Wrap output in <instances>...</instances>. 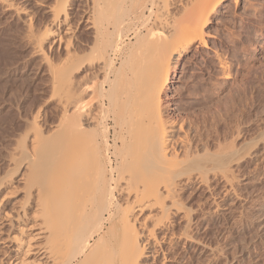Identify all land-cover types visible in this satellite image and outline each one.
<instances>
[{
	"label": "bare ground",
	"instance_id": "1",
	"mask_svg": "<svg viewBox=\"0 0 264 264\" xmlns=\"http://www.w3.org/2000/svg\"><path fill=\"white\" fill-rule=\"evenodd\" d=\"M243 1L0 0L49 78L48 96L30 111L20 103L6 132L0 264H139L171 216L191 215L180 195L185 137L163 96L224 4V24L261 15L264 0Z\"/></svg>",
	"mask_w": 264,
	"mask_h": 264
},
{
	"label": "rangeland",
	"instance_id": "2",
	"mask_svg": "<svg viewBox=\"0 0 264 264\" xmlns=\"http://www.w3.org/2000/svg\"><path fill=\"white\" fill-rule=\"evenodd\" d=\"M242 2L237 12H244ZM225 7L206 31V45L195 43L179 60L163 96L177 122L175 134L185 137L180 167L185 163L190 175L182 176L180 195L189 221L185 211L171 216L169 228L157 231L146 248L152 256L139 264H264V7L258 17L247 12L243 20L228 18L224 24ZM35 12L44 28L48 18ZM10 15L0 5V104L7 106L0 113L1 170L6 132L20 105L30 111L45 99L49 81L46 68L30 55L25 24ZM130 37L126 54L135 46ZM47 50L58 60L61 50ZM9 114L13 122L5 118Z\"/></svg>",
	"mask_w": 264,
	"mask_h": 264
}]
</instances>
